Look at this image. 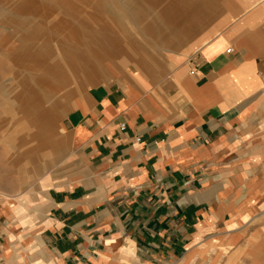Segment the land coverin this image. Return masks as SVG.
Here are the masks:
<instances>
[{"label":"crops","instance_id":"1","mask_svg":"<svg viewBox=\"0 0 264 264\" xmlns=\"http://www.w3.org/2000/svg\"><path fill=\"white\" fill-rule=\"evenodd\" d=\"M225 2L236 17L204 29L225 32L217 46L200 36L158 83L115 78L72 99L51 168L24 199L0 196V264H167L224 218L214 169L264 108V0Z\"/></svg>","mask_w":264,"mask_h":264},{"label":"rangeland","instance_id":"2","mask_svg":"<svg viewBox=\"0 0 264 264\" xmlns=\"http://www.w3.org/2000/svg\"><path fill=\"white\" fill-rule=\"evenodd\" d=\"M224 4L236 17L225 0H0V196L18 201L33 192L54 163L61 120L75 96L127 76L160 82L204 37L208 23L229 12ZM192 5L197 8L182 16ZM135 17L148 38L135 37ZM223 33L213 31L202 45L217 46ZM126 37L139 54L124 48ZM33 101L45 110L38 127ZM232 131L240 148L229 145L235 153L214 169L224 218L202 223L203 236L167 264H264V108L250 111Z\"/></svg>","mask_w":264,"mask_h":264},{"label":"bare ground","instance_id":"3","mask_svg":"<svg viewBox=\"0 0 264 264\" xmlns=\"http://www.w3.org/2000/svg\"><path fill=\"white\" fill-rule=\"evenodd\" d=\"M246 1V0H245ZM255 2V1H254ZM189 5V4H188ZM190 5H191V3H190ZM185 8V7H184ZM194 8L196 9L197 8V6H194V5H192V6H189V8H188V6H186V11H181V12H183L181 15L183 16V14H191L193 11H194ZM224 8L225 9H228L229 10V8H227V6H226V4H224ZM231 11L229 10V13H230ZM231 14V13H230ZM163 14H160L159 15V19L161 20L162 18H163ZM157 17V16H156ZM130 23V22H129ZM135 23H136V25H135V32H136V38H138V37H141V38H148L149 37V34H150V31H147V29H142L141 27H139V25L138 24H140L141 25V21H140V19L138 18V17H135ZM171 31H173V28L172 29H170V31H169V33L171 32ZM125 42L126 43H124V48L125 49H128L132 54L134 53H136V54H139V50L137 49L138 47H137V45H136V43H133V42H131V41H129V39H128V37H126V39H125ZM146 53V52H145ZM147 54H148V52H147ZM131 57H133L132 55H129L127 58H131ZM140 60H143L142 62L143 63H145L146 62V60L143 58H139ZM76 64H77V66L79 67V65L81 66V65H83L84 63H80V61H76L75 62ZM88 72V76L91 78V75H92V72L90 71V70H88L87 71ZM175 86V85H174ZM172 89V88H171ZM48 95V94H47ZM31 105H32V108H31V112L30 113H32V115L33 116H35V117H37V118H35L34 119V121H33V123H32V125H33V127L34 126H36V127H38V126H40V125H42V123H44L43 121H44V119H42L41 118V116H43V115H45L44 113H45V110L43 109V110H41V107H40V103L39 102H35V101H33L32 103H31ZM42 114V115H41ZM39 118V119H38ZM41 118V119H40ZM35 127V128H36ZM35 195V194H34ZM216 218V217H215ZM263 246H264V243H263Z\"/></svg>","mask_w":264,"mask_h":264},{"label":"built area","instance_id":"4","mask_svg":"<svg viewBox=\"0 0 264 264\" xmlns=\"http://www.w3.org/2000/svg\"><path fill=\"white\" fill-rule=\"evenodd\" d=\"M120 128L123 129L124 128V125H121Z\"/></svg>","mask_w":264,"mask_h":264}]
</instances>
